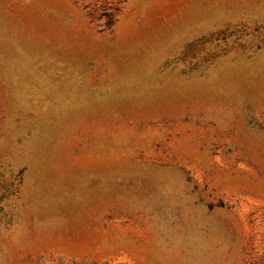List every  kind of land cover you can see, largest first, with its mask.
Here are the masks:
<instances>
[{"label":"rangeland","instance_id":"rangeland-1","mask_svg":"<svg viewBox=\"0 0 264 264\" xmlns=\"http://www.w3.org/2000/svg\"><path fill=\"white\" fill-rule=\"evenodd\" d=\"M0 264H264V0H0Z\"/></svg>","mask_w":264,"mask_h":264}]
</instances>
